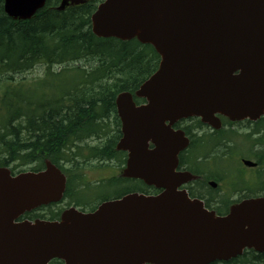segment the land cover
<instances>
[{
    "label": "water",
    "instance_id": "obj_1",
    "mask_svg": "<svg viewBox=\"0 0 264 264\" xmlns=\"http://www.w3.org/2000/svg\"><path fill=\"white\" fill-rule=\"evenodd\" d=\"M47 0H3L4 13L27 21ZM90 0H60L57 11ZM100 39L150 45L156 71L135 91L115 98L121 123L122 177L163 192L129 194L92 213L64 210L58 221L16 222L62 199L66 178L49 161L39 172L0 168V264H209L264 252V197L245 200L223 219L177 189L194 180L176 172L188 139L172 126L218 116L256 121L264 114V0H103L90 17ZM150 146L152 147L150 149Z\"/></svg>",
    "mask_w": 264,
    "mask_h": 264
},
{
    "label": "trees",
    "instance_id": "obj_2",
    "mask_svg": "<svg viewBox=\"0 0 264 264\" xmlns=\"http://www.w3.org/2000/svg\"><path fill=\"white\" fill-rule=\"evenodd\" d=\"M101 1L90 0L57 11L54 8L60 0H47L45 7L30 20L15 21L4 13V2L0 0V167H10L14 172L34 164L30 171L37 172L49 160L68 173L70 170L65 169L68 164L78 166L75 159L80 144L93 138L102 141L103 137V147L90 149L89 155L82 157V163L121 155L115 152L121 136L115 97L121 92L133 94L155 72L159 57L151 46L136 40L95 37L90 17ZM90 59L94 63L88 70L71 67L51 74L53 66ZM37 65L46 66V74L38 84L35 98L21 85H13V80ZM65 72H72L67 84L50 82V76L52 81L61 75L63 79L68 74ZM43 88L53 92L45 94ZM107 127L113 129L112 134L106 131ZM139 185L142 191H147ZM67 194L68 187L65 198ZM47 209L49 217L39 218L55 220L61 213L60 209ZM51 264L60 262L54 260Z\"/></svg>",
    "mask_w": 264,
    "mask_h": 264
},
{
    "label": "flooded vegetation",
    "instance_id": "obj_3",
    "mask_svg": "<svg viewBox=\"0 0 264 264\" xmlns=\"http://www.w3.org/2000/svg\"><path fill=\"white\" fill-rule=\"evenodd\" d=\"M219 120L221 123L219 129H212L195 118L182 120L173 126V129L183 131L189 140L187 149L179 154L176 171L188 172L195 178L181 189L186 191L190 199L202 202L204 208L213 213L215 218H225L234 205L248 199L264 197V115L257 121L230 122L223 118ZM218 148H223V153L218 155V159L212 158ZM188 150L192 151L190 157L181 158ZM237 153L240 156L235 155ZM120 154L107 159H118L114 165L118 169L117 175H103L101 180L105 181L107 186L116 184L119 186V183H122L125 186L121 188V192L101 196L98 191L92 190L77 196L75 194L77 190H73L72 183L68 192L71 196L77 197L74 201L77 208L80 207L78 209L91 212L105 201L133 192L144 193L139 180L121 176L127 156L126 153ZM233 159L236 166H232ZM159 193L160 191H157L154 194ZM87 194L90 195L81 200ZM262 261L264 252L244 249L240 255L225 261H213L210 264H262Z\"/></svg>",
    "mask_w": 264,
    "mask_h": 264
},
{
    "label": "rangeland",
    "instance_id": "obj_4",
    "mask_svg": "<svg viewBox=\"0 0 264 264\" xmlns=\"http://www.w3.org/2000/svg\"><path fill=\"white\" fill-rule=\"evenodd\" d=\"M94 63V60H87V61H81L76 64H65L62 66H53L51 68V74H59L64 69L66 68H71V67H79L82 69L88 70V68ZM68 73V72H65ZM46 74V66L44 65H37L35 66L31 71H28L23 74H18L14 76L13 80V85L16 87H21L24 91H28L30 95H33L35 98L38 93V84H40L43 79L45 78ZM72 75L68 73L66 76L62 79V75L60 79L52 81V78L50 76V82L54 85H65L67 84L66 82L69 81L70 77ZM1 80V79H0ZM21 85V86H19ZM43 92L45 94H50L53 92V89H46L43 88ZM2 90V85L0 84V93ZM106 131H108L110 134L113 133V129L111 127H107ZM105 140V137H103L102 141H99L98 138H93L89 139L79 146V150L76 151L78 154V157L75 159L77 160L78 166L76 168L72 167L71 164H68L65 169H67L69 172L66 174L70 178H75V181L73 182V190H77V192H82V193H88L93 190V188H96L98 190L99 195L104 196V195H110L111 193H120L121 192V187L116 184V186H107L106 184H101L98 187H94V184L98 181L101 180V178L104 176H110V175H117L118 169L114 166L116 165V161L118 159L114 160H104V161H99L95 159H89L87 162H83L82 156L87 157L90 153V149H94L96 147L102 148L103 147V142ZM224 149L223 148H218L215 150L213 153L215 159H218V155H221L223 153ZM191 150H188V154H186V159L190 157L191 155ZM203 154L201 153L200 156ZM239 155V153L235 154ZM240 156V155H239ZM236 158H239L238 156H235ZM232 166H236V162L234 159L232 160ZM34 167V164H27L26 166H22L17 168L14 172H29L32 168ZM78 180V182H77ZM77 186V188H76ZM128 187H131V185H128ZM91 194V193H90ZM90 194L84 195L81 200H84V197L89 196ZM77 197L76 196H71L70 198H65L61 203L55 205L54 207H51L50 210L56 211L58 209L63 210L65 208H68L67 204H70V206L75 207L74 200L76 201ZM81 206V205H80ZM80 208V207H78ZM49 210L44 209L41 211H36L35 213L32 214L33 219L37 217V215L43 216L45 218L49 217L48 214Z\"/></svg>",
    "mask_w": 264,
    "mask_h": 264
}]
</instances>
